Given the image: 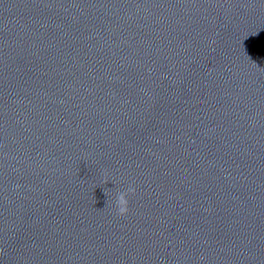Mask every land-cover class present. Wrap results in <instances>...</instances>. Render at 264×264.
Segmentation results:
<instances>
[{
	"label": "clouds",
	"instance_id": "obj_1",
	"mask_svg": "<svg viewBox=\"0 0 264 264\" xmlns=\"http://www.w3.org/2000/svg\"><path fill=\"white\" fill-rule=\"evenodd\" d=\"M105 183H108V181H105ZM135 189L132 187H129L126 191L118 192L115 198V207L117 214L120 216L126 215L128 212V199L127 196L130 193H134Z\"/></svg>",
	"mask_w": 264,
	"mask_h": 264
}]
</instances>
